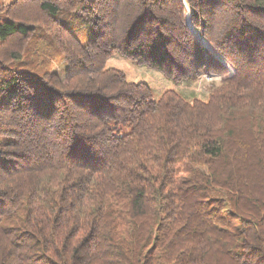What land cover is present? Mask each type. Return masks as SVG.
<instances>
[{"label":"trees","instance_id":"1","mask_svg":"<svg viewBox=\"0 0 264 264\" xmlns=\"http://www.w3.org/2000/svg\"><path fill=\"white\" fill-rule=\"evenodd\" d=\"M0 264H264V0L0 2Z\"/></svg>","mask_w":264,"mask_h":264},{"label":"rangeland","instance_id":"2","mask_svg":"<svg viewBox=\"0 0 264 264\" xmlns=\"http://www.w3.org/2000/svg\"><path fill=\"white\" fill-rule=\"evenodd\" d=\"M11 0H0V2H10ZM187 21L190 27L194 30L197 36H200V31L194 26L191 19V9L189 8L187 13ZM206 45H209L208 41L203 39ZM210 46V45H209ZM108 64L122 68L127 73L131 80H143L146 81L151 87L155 98L161 96L163 91L167 88H177L182 91L184 95L189 97L199 96L207 98L209 92L220 84L222 78L231 75L235 72V67L230 65V73L228 75L219 74L216 72L204 73L196 81L192 83L177 82L175 79L166 77L158 70L140 66L132 59L121 55L118 52H113L108 59ZM57 71L61 77L64 78V70L61 64H57Z\"/></svg>","mask_w":264,"mask_h":264}]
</instances>
